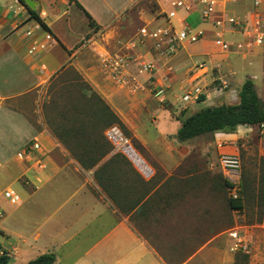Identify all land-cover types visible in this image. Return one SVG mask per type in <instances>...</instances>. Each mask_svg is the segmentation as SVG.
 Segmentation results:
<instances>
[{"label":"crops","instance_id":"crops-1","mask_svg":"<svg viewBox=\"0 0 264 264\" xmlns=\"http://www.w3.org/2000/svg\"><path fill=\"white\" fill-rule=\"evenodd\" d=\"M28 1L33 8L23 0H0V250L10 253L11 260L24 259L21 264L47 253H54V264H167L131 220L153 221L157 205L165 203L163 191L180 179L181 143L174 139L180 125L169 142L163 121L171 118L161 116L163 108L157 109L152 123L142 119L135 123L133 116L153 107L146 100L147 75L140 63H155L156 86L186 87L196 75L186 81L183 72L171 81L163 77H174V71L185 68L187 56L195 52L187 50L192 45L171 61L161 60L147 47L126 52L132 40L120 39V32L129 27L128 14L139 0H76L83 10L68 0ZM219 1L223 15L236 18L246 27L258 21L263 29L264 0L257 8L254 0L227 5ZM169 3L165 12L170 10ZM85 12L94 21L93 28ZM31 13L48 31L32 19ZM193 15L197 17L196 28L210 34L211 47L204 48L205 60L217 67L216 79L222 84L215 92L227 89L224 94L236 92L238 99L248 79L255 88L264 73L244 78L231 70L246 50L238 48L247 41L244 35L224 28L223 39L231 49L222 52L213 43L215 31L196 13L180 12L174 24ZM105 43L112 47L107 49ZM117 54L126 59L119 82L102 64L106 56ZM68 69L84 79L142 145L143 155L135 151L142 166L133 164L109 143L112 149L96 165L83 167L74 157L76 151L74 154L62 144L40 118L31 121L22 110ZM215 95L211 97L217 101L220 96ZM33 141L39 149L20 160L17 154ZM152 142L165 143L166 147L150 149ZM7 190L18 196V203L11 204L4 197ZM10 218L16 222L12 229L7 224Z\"/></svg>","mask_w":264,"mask_h":264},{"label":"rangeland","instance_id":"rangeland-1","mask_svg":"<svg viewBox=\"0 0 264 264\" xmlns=\"http://www.w3.org/2000/svg\"><path fill=\"white\" fill-rule=\"evenodd\" d=\"M158 1L139 0L128 14L129 27L120 32V39L134 40L141 27L162 25V13L171 0ZM196 18L194 15L190 16L186 20L187 24L196 27ZM262 30L264 32V26ZM206 37L202 42L187 47L188 51L195 52H191V57L187 56L183 70L174 71V77H170V74L163 77H169L168 80L171 81L183 72L186 81L193 74L196 75L186 87L178 86L173 89L156 86L157 76L151 81L147 80L146 100L153 107L134 115L135 123L141 119L152 123L157 118V109L163 108L165 112L161 116L171 118L163 121L170 142L181 120L208 107L238 103L236 92H230L229 97L224 94L227 89L215 92L222 85L216 79L217 67L207 64L208 72L204 76L201 75L203 72L197 73L193 68V63L197 60L206 62L204 48L211 47L210 34L207 33ZM108 39L109 37L106 38ZM110 43L104 44L107 49L112 47ZM142 47L155 52L150 43L136 45L133 50L126 52L132 54ZM231 70L244 78L264 73V43L260 48L254 47L240 53ZM203 77L206 78L205 82L202 81ZM197 80L202 82L195 84L194 81ZM84 82L77 72L68 69L35 94L34 102L24 104L22 110L31 121L40 118L48 128L55 127L61 117L69 116V107L78 102L79 91ZM195 85L202 89L204 102L198 103L200 97L195 101H183V97L191 94ZM158 88L164 90L160 98L154 96V90ZM255 90L258 98L264 102V77L257 79ZM212 93L215 96L218 94L220 98L216 101V97H211ZM125 130L127 134L121 131L123 137L137 153L143 155L142 145L126 127ZM161 143L152 142L149 148L166 147L164 142ZM178 146L182 150L178 174L180 179H176L163 191L165 203L157 205L153 221L132 219L134 228L167 264H183L188 257L191 258L186 264H264V227H259L264 226V128L239 127L233 134H208ZM222 153L236 154L241 161L239 191L235 194L241 200L242 209L238 211L230 210L228 205V200L233 198L234 193L224 186L226 180L218 160ZM15 223L12 218L7 221L11 229L16 227ZM23 260L15 258L10 264H21Z\"/></svg>","mask_w":264,"mask_h":264},{"label":"built area","instance_id":"built-area-1","mask_svg":"<svg viewBox=\"0 0 264 264\" xmlns=\"http://www.w3.org/2000/svg\"><path fill=\"white\" fill-rule=\"evenodd\" d=\"M238 1L239 0H223L222 3L223 5L236 4ZM260 4L261 0H254L253 2L255 8L259 7ZM220 5L221 3L219 0H172L169 3L170 10L162 13L163 24L153 28L149 26L141 27L137 31L135 39L130 42L126 50L130 51L133 50L136 45L150 43L152 47H154L156 55L161 60L168 61L186 46L202 42L206 37V30L192 27L187 24L184 19L174 24L173 20L178 18L180 12L185 14L196 13L202 23H208L215 31L213 43L222 52H229L231 49L230 44L223 39L222 35V31L226 27L230 28V30L240 32L247 39L242 45L238 46L239 49H252L262 45L264 33L260 22L257 21L253 26L249 27L243 26L236 18L223 15L224 12L219 10ZM40 48H43V46H40ZM102 64L104 69L110 73L111 77L119 82L120 73L126 65L124 56H120L119 54L106 56ZM140 68L147 75L148 81L154 79L157 72L154 62H142L140 63ZM193 68L197 73L203 72L201 74L203 76L208 72V65L205 61H195L193 63ZM154 92L156 98H160L164 94V90L161 88L155 89ZM202 94V89L195 86L191 94H187L183 97V101H195ZM105 138L133 164L142 166V162L135 153V150L128 140L123 137V134L117 127L107 129L105 131ZM38 149V144L33 141L26 145L25 148L17 154V157L22 160ZM218 160L226 182L232 187L231 191L234 193L233 198H236L235 194L239 191L241 161L236 154L231 153L220 154ZM144 173L148 175L147 171ZM4 197L11 204L19 202L18 196L11 190L4 192ZM1 217L2 213H0V218ZM233 236L235 237V234H233Z\"/></svg>","mask_w":264,"mask_h":264},{"label":"trees","instance_id":"trees-1","mask_svg":"<svg viewBox=\"0 0 264 264\" xmlns=\"http://www.w3.org/2000/svg\"><path fill=\"white\" fill-rule=\"evenodd\" d=\"M75 3L76 7L83 10L76 0H68ZM89 26H95L92 18L85 12ZM43 30L48 31L43 21L31 13ZM78 102L69 107L68 117H61L55 127H50L52 133L70 151H76L75 159L83 167H93L108 153L112 147L106 140L104 133L111 127H117L122 133L127 134L124 124L112 112L103 99L97 95L84 82L80 88ZM200 96L198 103L204 102ZM79 103V104H78ZM264 127V102L255 91L252 80H245L238 92V103L234 105H221L208 107L180 121L174 139L178 143H185L200 136L223 133L233 134L239 127ZM100 152V155L94 153ZM228 189L232 187L224 182ZM230 210H241L239 198H229ZM10 256L0 250V264H10ZM54 253H47L36 257L27 264H54Z\"/></svg>","mask_w":264,"mask_h":264},{"label":"water","instance_id":"water-1","mask_svg":"<svg viewBox=\"0 0 264 264\" xmlns=\"http://www.w3.org/2000/svg\"><path fill=\"white\" fill-rule=\"evenodd\" d=\"M23 2H24L27 6H29L30 8H33L32 5L30 4V2H29L28 0H23Z\"/></svg>","mask_w":264,"mask_h":264}]
</instances>
